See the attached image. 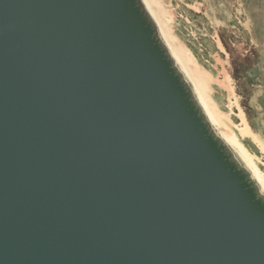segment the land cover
<instances>
[{
  "label": "water",
  "instance_id": "water-1",
  "mask_svg": "<svg viewBox=\"0 0 264 264\" xmlns=\"http://www.w3.org/2000/svg\"><path fill=\"white\" fill-rule=\"evenodd\" d=\"M0 264H264V191L143 0H0Z\"/></svg>",
  "mask_w": 264,
  "mask_h": 264
},
{
  "label": "rangeland",
  "instance_id": "rangeland-1",
  "mask_svg": "<svg viewBox=\"0 0 264 264\" xmlns=\"http://www.w3.org/2000/svg\"><path fill=\"white\" fill-rule=\"evenodd\" d=\"M264 180V0H146Z\"/></svg>",
  "mask_w": 264,
  "mask_h": 264
},
{
  "label": "bare ground",
  "instance_id": "bare-ground-1",
  "mask_svg": "<svg viewBox=\"0 0 264 264\" xmlns=\"http://www.w3.org/2000/svg\"><path fill=\"white\" fill-rule=\"evenodd\" d=\"M143 2L146 8L148 9V11L150 12V14L152 15V17L154 18L157 24L159 33L162 39L164 40L165 44L167 45L171 55L173 56V58L179 65L180 69L183 71L185 77L191 82L193 90L196 94V97L201 107L203 108L207 118L209 119L212 127L217 131V133L221 136V138H223L225 142L235 151L238 157L242 160L245 166L249 169V171L251 172V175L259 184L261 190L264 191V180L259 175L257 169H255L253 166L250 165L249 160L247 159L245 155L243 146L238 141H236L235 138L230 133L221 131L218 129L216 125V115L213 109L211 108V106L209 105L206 97L204 96V91L202 90V85H203V82H201L202 80L197 75L195 76L191 74V70L189 69L188 64H187V59L184 58L179 48L173 47L169 43L166 34L162 31L159 25V22L157 18L155 17V14L151 10L148 2L146 0H143Z\"/></svg>",
  "mask_w": 264,
  "mask_h": 264
}]
</instances>
